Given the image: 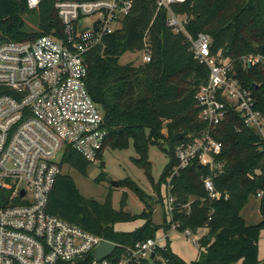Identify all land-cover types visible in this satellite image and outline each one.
<instances>
[{"label":"trees","instance_id":"trees-1","mask_svg":"<svg viewBox=\"0 0 264 264\" xmlns=\"http://www.w3.org/2000/svg\"><path fill=\"white\" fill-rule=\"evenodd\" d=\"M173 9L189 18L187 28L192 36L199 33L211 36L213 53H220L233 62V73L252 92L255 109L264 114V62L255 65L243 62L251 55L264 57V0H188ZM166 21L167 12L158 10L157 0H134L133 11L123 21L122 29L105 37L85 56L89 89L105 113L109 132L104 150H127L133 144L138 154L135 163L144 171L164 206V225L157 227L153 223L150 196L133 181L125 180L124 185L145 204L141 215L115 210L112 194L105 202L84 197L67 171L73 169L87 177L92 165L72 149H68L64 157L63 173L50 195L48 211L118 245L130 246L157 238L160 230L169 232L172 223L180 224V232L191 229L199 234L205 230L197 260L187 263L172 251L168 241L167 250L158 251L164 262L156 259L153 264H264L259 249L261 233H264L263 141L233 111L213 133L224 145L222 155L217 158L224 164V172L215 179V185L230 198L210 201L202 180L210 172L195 164L171 181L176 209L170 220L167 194L169 176L178 165L175 148L180 141L177 136L196 135L205 129L199 118L196 95L208 83L210 71L194 58L185 37L167 28ZM54 30H62L54 0L42 2L38 11H30L27 0H0L3 39L34 40ZM146 46L150 49L149 63H120L126 54H138ZM151 146L163 150L166 146L170 158L159 184L152 177ZM106 180L104 173L95 179L97 183ZM163 184L165 197L161 191ZM260 193L263 194L259 200L262 221L248 225L242 212L250 199ZM126 200L125 194L123 208ZM212 210L215 213L211 216ZM137 220L145 223L133 232H119L115 228L117 224ZM94 260L91 254L77 264H93Z\"/></svg>","mask_w":264,"mask_h":264},{"label":"built area","instance_id":"built-area-1","mask_svg":"<svg viewBox=\"0 0 264 264\" xmlns=\"http://www.w3.org/2000/svg\"><path fill=\"white\" fill-rule=\"evenodd\" d=\"M44 1L27 0V6L38 11ZM187 1L157 0L158 10L167 12V28L183 35L194 58L210 71L208 83L196 95L205 129L183 137L175 148L178 165L169 176L167 194L171 221L176 209L171 181L195 164L210 172L202 177L210 201L230 198L215 185L224 172V164L217 161L224 145L213 136L230 111L259 134L264 149V114L255 109L252 92L233 73V62L213 53L211 36H192L189 18L174 11L175 5ZM54 8L61 32L21 41L0 35V264H77L102 243H112L50 214L48 207L68 149L92 166L103 161L109 132L105 113L89 89L85 56L122 29L134 0H54ZM135 55L137 65L151 61L148 46ZM243 62L255 65L264 57L251 55ZM187 211L191 213L190 206ZM179 229V223H172L160 238L130 246L112 243V254L101 261L95 258L93 264L164 262L158 251L167 250L170 235ZM204 232L182 233L199 248Z\"/></svg>","mask_w":264,"mask_h":264},{"label":"rangeland","instance_id":"rangeland-1","mask_svg":"<svg viewBox=\"0 0 264 264\" xmlns=\"http://www.w3.org/2000/svg\"><path fill=\"white\" fill-rule=\"evenodd\" d=\"M30 23V22H29ZM32 26H34L32 24ZM135 54H126L120 59V63L126 64L136 60ZM164 149L167 150L166 146ZM158 146H151L149 148V159L152 163V177L156 184H159L164 174L165 168L170 162V158L166 151ZM138 158V154L133 146L127 150L110 149L104 151L102 162L92 166L88 172V176H83L77 171L71 169L69 175L73 178L76 187L80 193L89 199H96L100 202H105L107 196L112 194V204L115 210L121 211L124 209L126 213L132 215H141L144 213L146 206L139 199L137 194L130 188L125 187L124 181L130 180L135 182L141 189H143L149 196V203L154 208L152 221L157 227H161L165 223L166 215L164 212V206L160 202V198L152 189V184L145 176L144 171L135 163ZM106 163V167H102V163ZM66 171V169L64 170ZM104 173L107 180L101 183H97L95 179ZM119 182V188H114L112 182ZM163 196L166 195L165 185L161 186ZM127 195L126 205L123 208V197ZM157 201V202H154ZM243 218L248 225H258L262 221L260 214V202L256 198H251L248 205L242 212ZM145 221L137 220L133 222L120 223L116 225V230L119 232H133L142 226ZM164 234L163 230L157 233V238H160ZM169 243L172 251L181 257L187 263H191L199 258V248L194 245L191 238H187L180 231H174L169 238ZM260 259H264V233H261L260 243ZM241 264V263H236Z\"/></svg>","mask_w":264,"mask_h":264},{"label":"water","instance_id":"water-1","mask_svg":"<svg viewBox=\"0 0 264 264\" xmlns=\"http://www.w3.org/2000/svg\"><path fill=\"white\" fill-rule=\"evenodd\" d=\"M177 139L180 141L183 139V134H179L177 136ZM102 167L105 168L106 167V163L103 162L102 163ZM119 182H116V181H113L112 182V186L114 188H119ZM116 246L112 243H108V242H104L102 243L95 251L94 253V257L98 260V261H101V260H104L106 258H108L112 252L115 250ZM153 257H154V254H153Z\"/></svg>","mask_w":264,"mask_h":264}]
</instances>
